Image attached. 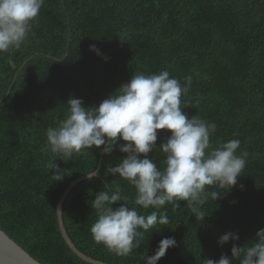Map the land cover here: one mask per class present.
<instances>
[{
	"label": "trees",
	"instance_id": "trees-1",
	"mask_svg": "<svg viewBox=\"0 0 264 264\" xmlns=\"http://www.w3.org/2000/svg\"><path fill=\"white\" fill-rule=\"evenodd\" d=\"M162 70L182 86L192 77L182 111L215 124L213 147L240 141L236 154L247 157L237 185L214 201L208 197L203 220L186 201L166 203L160 211L169 225L150 229L131 255L116 256L90 231L98 192L118 184L135 206L133 186L107 172L127 155L114 146L103 153L99 175L77 182L63 202L70 238L97 260L143 264L144 254L153 255L159 241L171 237L176 245L157 264H206L222 254L231 258L233 244L251 246L264 228V0H44L21 47L0 53V228L40 263L90 264L63 239L56 206L71 180L96 169L104 147L65 161L42 150L46 130L65 118L70 97L98 106L133 74ZM157 133L149 157L162 169L166 157L159 145L171 133ZM54 159L62 180L53 181L46 167ZM135 207L143 215L155 210ZM228 232L239 239L219 244Z\"/></svg>",
	"mask_w": 264,
	"mask_h": 264
},
{
	"label": "clouds",
	"instance_id": "clouds-1",
	"mask_svg": "<svg viewBox=\"0 0 264 264\" xmlns=\"http://www.w3.org/2000/svg\"><path fill=\"white\" fill-rule=\"evenodd\" d=\"M44 0H0V53L19 49L27 39ZM91 50L97 51L95 45ZM192 77H185L182 86L167 70L155 74L136 73L98 106H85L82 99L70 97L65 118L57 126L46 130L47 143L42 149L65 161L89 149L101 148L104 154L114 146L127 155L107 172L128 182L135 189V206L144 210L155 209L143 215L138 207L129 206V197L122 194L117 184L114 190L100 191L91 201L97 219L91 225L92 239L103 244L109 252L120 257L132 254L140 246L145 233L157 225L170 221L160 211L166 203L179 207L186 201L196 218L205 217L202 206L210 196L213 201L237 185L246 165L247 153L237 155L238 139L213 147L210 136L215 124L182 111L181 96L187 94ZM169 130L170 136L159 148L165 154L164 167L158 168L149 153L157 148V130ZM126 143H118V141ZM142 157V158H141ZM50 160L53 181L63 179V171ZM98 171L87 172L91 179ZM106 184V183H105ZM221 191L208 192V187ZM241 187H243L241 185ZM123 201L118 207L112 205ZM238 240V234L221 235L218 243ZM176 245L174 238L159 241L155 253L144 254L143 264H157L166 251ZM239 258V264H264V228L256 233L251 246L233 244L231 258L221 255L219 260L207 259L206 264H230Z\"/></svg>",
	"mask_w": 264,
	"mask_h": 264
},
{
	"label": "water",
	"instance_id": "water-1",
	"mask_svg": "<svg viewBox=\"0 0 264 264\" xmlns=\"http://www.w3.org/2000/svg\"><path fill=\"white\" fill-rule=\"evenodd\" d=\"M103 152H101L99 163L95 169V171L99 170L100 163L102 160ZM88 178L87 174L79 176L70 181L67 187L64 189L62 194L60 195L57 206H56V214H57V222L59 226L60 233L65 240L68 247L72 250L74 254H76L80 259L90 263V264H112L107 263L101 260H97L81 250L77 248L75 243L70 238L69 234L63 223V202L67 197L70 190L73 186L83 180ZM0 264H42L38 260H36L33 256H31L22 246H20L15 240H13L5 231L0 228Z\"/></svg>",
	"mask_w": 264,
	"mask_h": 264
}]
</instances>
